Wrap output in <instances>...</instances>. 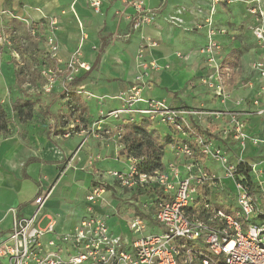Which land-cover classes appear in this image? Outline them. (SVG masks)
<instances>
[{
  "label": "crops",
  "instance_id": "crops-1",
  "mask_svg": "<svg viewBox=\"0 0 264 264\" xmlns=\"http://www.w3.org/2000/svg\"><path fill=\"white\" fill-rule=\"evenodd\" d=\"M134 1H143L147 9L157 12L154 22L136 30L131 25V17L136 13ZM256 1H260L264 11V0H222L215 5L213 0H103L99 12L86 0H0V22L8 23L14 16L38 24L45 37L54 29L63 59L78 53L91 65L90 71H81L77 81H83L86 88L103 96L97 99L70 95L59 82L52 93L42 92L48 114L41 125L30 127L26 138L0 134V238L13 223V210L19 208L30 215L34 199L53 184L40 224L45 226L55 220L56 233L46 235L44 243L73 230L89 215L90 206L106 216L110 231L122 237L126 248L142 235L133 232L129 222L136 215H144V211L150 218L151 211L143 209L141 197L132 198L135 191L132 195L119 191L117 198L105 189L95 200L88 199L95 186L119 183L112 171H128L131 166V157L135 155L124 152L125 140L133 136L128 135V125L147 116L125 113L106 117L99 126L93 123L123 107L120 92L130 89L141 74L145 99L165 100L173 108L195 111L186 115L190 125L186 132L152 120L150 128L156 129L162 138L169 137V141L163 142L161 168L167 169L176 159L170 144L192 140V132L205 134L214 145L225 148L231 158L240 153L236 141L225 133L232 114L246 123L245 131L250 136L245 157L251 153L264 158V78L253 66L264 49L253 31L260 20L250 12ZM209 19L217 31L214 38L220 44L217 62L219 58V62H225L232 48L241 51L238 73L236 67L232 68L233 73L228 67L229 75L238 77V82L226 85L229 97L225 102L203 82L204 77L217 74L202 52L209 41V26L205 25ZM200 23L204 26L197 28ZM142 44L150 45L141 56ZM144 61H153L157 67L144 68ZM16 81L13 69L0 58V99L8 96L9 87ZM135 107L145 108L147 102H138ZM220 111L221 116L217 113ZM74 117H80L85 129L91 132L77 130L66 136ZM251 138L263 143L253 146ZM70 158H73L71 166L63 172L62 167ZM210 160L213 159H205L206 168L223 176L221 164L213 160L217 165H212ZM224 180L233 187L232 180ZM158 230L156 223L150 221L145 233ZM0 264L9 263L0 260Z\"/></svg>",
  "mask_w": 264,
  "mask_h": 264
},
{
  "label": "built area",
  "instance_id": "built-area-1",
  "mask_svg": "<svg viewBox=\"0 0 264 264\" xmlns=\"http://www.w3.org/2000/svg\"><path fill=\"white\" fill-rule=\"evenodd\" d=\"M86 1L95 11L101 10L103 0ZM220 1L213 0V3ZM133 3L136 13L131 17L132 29L154 22L155 10L147 9L143 1ZM250 12L260 20L253 31L264 49V11L260 1L255 2ZM206 24L209 26V41L202 52L208 56L217 74L216 77H204L203 82L225 102L229 91L216 59L220 49L214 38L217 31L210 19ZM31 26L29 29L35 34L39 27L37 24ZM202 26L204 24L200 23L197 28ZM3 38L1 33L0 40ZM149 45L142 44L141 56ZM45 50L46 59L40 70L44 81L43 93H52L61 82L67 94L103 99L92 88H86L83 81H77L81 71H90L91 65L78 53L63 59L54 29L45 37ZM142 66L156 68L157 64L144 61ZM253 66L264 78V53ZM143 76L138 75L130 89L120 92L118 97L123 100V107L105 114L93 125L99 126L106 117L139 113L151 120L167 123L175 131L190 129L186 115L195 111L173 108L165 100L145 99L142 96ZM143 101L147 102V107H135L136 103ZM217 113L223 115L221 111ZM230 120L225 133L230 134L237 143V149L241 150L233 158L225 148L214 145L208 136L191 130L188 132H192V140L170 144L176 159L169 163L167 169L140 171L138 163L142 158L134 156L128 171H112L122 188L149 192L152 197L151 201L142 204L144 210L153 208L151 217H146L144 211V215H136L129 222L133 232L142 234L129 248L124 246L121 236L110 231L106 216L93 206L88 207L89 215L73 230L44 243L46 235L56 233L55 220L45 226L40 224L42 211L55 187L53 184L34 199L30 215H25L19 208L13 210V223L0 238V260L9 264H264V169H257L243 154L249 138L244 122L233 114ZM85 128L80 117H74L65 135L77 130L91 132ZM251 140L255 143L260 141L258 138ZM209 158L221 164L223 176L206 168L204 161ZM72 160L70 158L65 163L63 172L71 166ZM246 170L255 175L252 181L248 179ZM224 178L232 180L233 187L227 186ZM105 189V185L95 186L88 199L95 200ZM150 221L155 222L159 230L145 233Z\"/></svg>",
  "mask_w": 264,
  "mask_h": 264
},
{
  "label": "rangeland",
  "instance_id": "rangeland-1",
  "mask_svg": "<svg viewBox=\"0 0 264 264\" xmlns=\"http://www.w3.org/2000/svg\"><path fill=\"white\" fill-rule=\"evenodd\" d=\"M30 27L32 28L30 23L23 22L14 16L10 17L8 23L0 22V34L2 33L4 36L0 40V58L4 65L8 64V67L13 69L15 77H17L15 85L8 89V96L0 99V134L6 136L17 134L22 138H26L27 133L30 132V127L41 125L48 114L46 110L47 100L42 93L44 81L40 75L41 64L46 59L45 45L43 46V43L45 44V34L39 25L35 34L31 32ZM240 52L238 48H232L225 62H219L220 58L218 60L221 74L223 77L225 76V85L233 86L238 82V77L229 75V68H231V72L236 69V74L238 73ZM233 67L236 68L232 70ZM137 136L143 143L149 140V137L144 134ZM262 143L263 140L257 143L251 142L253 146H260ZM255 155L248 153L246 159L256 165L257 169H259L258 167L264 169V165H262L264 158L259 155L256 157ZM210 161H212V165H217L213 160ZM121 187L116 182L114 186L107 184L106 190H111L117 198H120V194L116 195L119 191L130 192L132 195V189L124 188L122 190ZM134 197L137 200L141 197L143 202H148L152 199L149 192L137 191L133 194L132 198ZM150 211L151 213L148 215L151 217L154 211L153 208Z\"/></svg>",
  "mask_w": 264,
  "mask_h": 264
},
{
  "label": "trees",
  "instance_id": "trees-1",
  "mask_svg": "<svg viewBox=\"0 0 264 264\" xmlns=\"http://www.w3.org/2000/svg\"><path fill=\"white\" fill-rule=\"evenodd\" d=\"M151 125L152 120L149 117H144L140 122L130 123L128 125V135L133 134V136L129 140H125L126 145L124 152L142 158L138 163V169L143 172L152 171L162 167V155L165 146L163 142L169 141L168 136L162 138L156 129L150 128ZM139 134L148 136L149 140L143 143V141L137 136ZM245 173L248 179L252 181L253 175H251L248 170H246Z\"/></svg>",
  "mask_w": 264,
  "mask_h": 264
}]
</instances>
